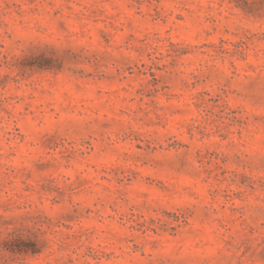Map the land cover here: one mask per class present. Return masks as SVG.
Instances as JSON below:
<instances>
[{"label":"rangeland","instance_id":"obj_1","mask_svg":"<svg viewBox=\"0 0 264 264\" xmlns=\"http://www.w3.org/2000/svg\"><path fill=\"white\" fill-rule=\"evenodd\" d=\"M0 264H264V0H0Z\"/></svg>","mask_w":264,"mask_h":264}]
</instances>
